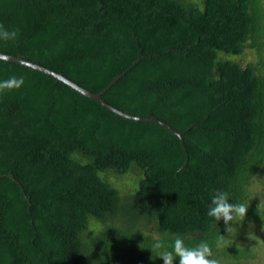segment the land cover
<instances>
[{"label": "trees", "instance_id": "obj_1", "mask_svg": "<svg viewBox=\"0 0 264 264\" xmlns=\"http://www.w3.org/2000/svg\"><path fill=\"white\" fill-rule=\"evenodd\" d=\"M0 23L20 29L0 52L182 132L0 58V80L24 77L0 93V264H163L153 243L177 236L255 260L264 0H0ZM215 190L249 204L231 233L207 215Z\"/></svg>", "mask_w": 264, "mask_h": 264}, {"label": "clouds", "instance_id": "obj_2", "mask_svg": "<svg viewBox=\"0 0 264 264\" xmlns=\"http://www.w3.org/2000/svg\"><path fill=\"white\" fill-rule=\"evenodd\" d=\"M20 35L19 28H8L0 23V40L14 41ZM24 84V77L10 76L6 80H0V93L4 91H11L19 89ZM249 204L245 202H230L229 193L224 190H215L211 196L207 215L214 218V220H223L226 230L231 233L234 224L243 222ZM224 237V236H222ZM153 249H164L157 257L163 260V264H222L221 259L213 254L212 245L207 241L201 240L199 244L194 247H189L185 244L182 237H175L171 245V250L165 248L160 240L153 243Z\"/></svg>", "mask_w": 264, "mask_h": 264}, {"label": "water", "instance_id": "obj_3", "mask_svg": "<svg viewBox=\"0 0 264 264\" xmlns=\"http://www.w3.org/2000/svg\"><path fill=\"white\" fill-rule=\"evenodd\" d=\"M0 58H3V59H6V60H12V61H16V62H20L22 64H25V65H28V66H31L37 70H40L46 74H49L53 77H55L56 79L60 80V81H63L67 84H69L70 86H72L73 88L79 90L81 93L89 96V97H92V98H95L97 99L99 102H101L104 106H106L107 108L121 114V115H124L126 117H130V118H136V119H142V120H148V121H153V122H156V123H159L161 125H164L165 127L169 128L171 131H173L174 133H176L178 136L181 137L182 135V132L176 130L175 128H173L172 126H170L169 124H167L165 121L163 120H160L156 117H145V116H137V115H133V114H130V113H127V112H124L116 107H114L113 105L107 103L103 98H102V91L101 92H94V91H91L81 85H79L77 82L71 80L70 78H68L67 76L63 75L62 73L60 72H57L55 70H52L42 64H39V63H36V62H33L31 60H28V59H25L23 58L22 56L20 55H12V54H8V53H3V52H0ZM124 73V72H123ZM123 73L119 74L110 84L109 86L117 79L119 78Z\"/></svg>", "mask_w": 264, "mask_h": 264}, {"label": "rangeland", "instance_id": "obj_4", "mask_svg": "<svg viewBox=\"0 0 264 264\" xmlns=\"http://www.w3.org/2000/svg\"><path fill=\"white\" fill-rule=\"evenodd\" d=\"M248 57H252L251 54H248ZM253 191L254 192H260V198H261V204H264V183L263 184H259L258 182L253 184L252 186ZM260 240L262 242H260V244L257 245L256 247V252H257V256L255 258V260H253L251 262V264H264V234H262L260 236Z\"/></svg>", "mask_w": 264, "mask_h": 264}]
</instances>
